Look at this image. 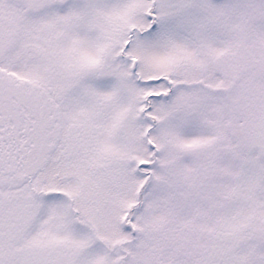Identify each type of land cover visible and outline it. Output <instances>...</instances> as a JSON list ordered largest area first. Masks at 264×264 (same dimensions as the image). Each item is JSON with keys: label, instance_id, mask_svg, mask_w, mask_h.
<instances>
[{"label": "snow or ice", "instance_id": "obj_1", "mask_svg": "<svg viewBox=\"0 0 264 264\" xmlns=\"http://www.w3.org/2000/svg\"><path fill=\"white\" fill-rule=\"evenodd\" d=\"M0 264H264V0H0Z\"/></svg>", "mask_w": 264, "mask_h": 264}]
</instances>
